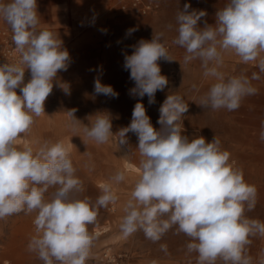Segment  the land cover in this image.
Wrapping results in <instances>:
<instances>
[{
	"label": "clouds",
	"instance_id": "1",
	"mask_svg": "<svg viewBox=\"0 0 264 264\" xmlns=\"http://www.w3.org/2000/svg\"><path fill=\"white\" fill-rule=\"evenodd\" d=\"M190 7L186 3L178 12V36L172 43L186 50L185 63L199 59L204 75L217 80L200 106L237 110L242 100L257 94L258 89L247 76L226 78L218 68L224 52H234L244 63L256 61L264 53V0H227L217 10L215 24L205 22L203 28L198 27V21L207 13L189 11ZM0 18L10 26L13 43L21 53L19 64L0 65V219L21 211L37 212V234L29 242V251L38 253L44 264H85L92 245L88 225L96 221L99 208L117 200L110 185H103L95 202L80 198L75 194L84 191L82 181L75 177L76 169L61 142L51 147L45 144L35 154L31 148L15 147L34 118L45 113L44 104L58 71L69 66V53L51 31L38 29L37 0H0ZM135 30L128 29L126 34ZM162 36L155 33L151 40L140 39L124 59V68L135 83L129 94L141 99L147 96L149 105L155 103L156 92L168 85L158 61H175L161 43ZM257 66L264 73V58ZM26 69L31 79L25 84ZM251 79L259 80L260 76L254 72ZM63 90L68 92V88ZM94 92L118 97L112 86L99 79L94 81ZM188 107L181 96L167 95L159 108L157 123L161 127L157 130L144 104L137 102L131 123L120 129L119 145H127V133H134L141 157V174L124 206L121 231L127 237L142 230L146 238L156 242L175 226L176 234L195 241L186 247L198 253L197 264H215L218 258L224 264H250L243 255L250 243L248 237L264 236V223L244 215L245 205L248 211L254 209L257 190L229 163L230 154L221 149L216 136L206 143L202 136L189 140L182 135L180 123ZM74 112L68 111L69 116L80 121ZM84 132L97 143H107L113 135L111 119L97 113L95 122L90 128L86 125ZM260 139L264 141V121ZM113 179L123 181L124 173L117 172ZM52 186L58 188L46 199L45 193ZM161 248L166 250V245Z\"/></svg>",
	"mask_w": 264,
	"mask_h": 264
},
{
	"label": "rangeland",
	"instance_id": "2",
	"mask_svg": "<svg viewBox=\"0 0 264 264\" xmlns=\"http://www.w3.org/2000/svg\"><path fill=\"white\" fill-rule=\"evenodd\" d=\"M132 1L37 0L38 29L49 30L62 41V47L69 53V66L66 71H58L53 90L44 104L45 113L34 118L31 128L17 138L15 147L18 150L31 148L35 154L45 144L51 147L61 142L76 169L75 177L82 181L84 191L75 194L80 198L88 197L95 202L102 194L103 186L100 184L110 185L117 200L99 208L96 221L88 225L92 245L85 264H97L100 254L107 248L128 252L137 259L141 256L154 259L158 254L155 249L177 235L174 226L159 241L153 242L146 238L142 230L125 237L120 228L126 214L124 206L131 199L140 175L127 174L121 171L119 165L130 158L140 166L141 157L136 148L137 136L127 133L128 144L120 146L119 131L131 123L137 102L144 104L153 127L159 130V108L167 95H179L188 103V112L183 114L180 127L182 135L189 140L202 136L207 143L216 136L221 149L226 150L228 141L237 137L242 145L257 146L253 153H231L229 163L241 170L245 182L254 185L257 190L255 207L248 211L245 205V217L264 223V141L260 139L261 123L264 121V73L259 71L258 63H251L238 65L226 76H247L252 86L258 89L257 94L242 100L239 109L228 111L225 108L212 109L210 105L200 106L202 98L217 80L204 75L205 69L199 59L185 63L186 50L172 43L178 36L177 14L186 3L171 1L164 11L161 0L158 9L144 15L131 9ZM143 1L147 3L149 0ZM193 9L200 10L189 8V11ZM214 21L202 17L198 27L203 28L205 22L213 25ZM8 28L10 26L0 18V53L8 49L6 44L3 46L2 39L3 31ZM132 28L136 30L127 35V30ZM155 33H163L161 43L175 61H158L168 85L163 91L156 92L155 103L149 105L147 96L141 99L129 94L135 83L130 79L129 70L124 68V59L125 55L132 54V45L140 39L151 40ZM224 68L226 66L222 64L218 71ZM254 72L260 76L259 80L251 79ZM27 74L25 84L31 79L29 69ZM95 79L112 86L118 97L96 95ZM58 85L68 88V92L65 93L63 87ZM16 92L17 95L21 94L19 89ZM73 109L75 118L80 121H74L69 116L68 111ZM97 113L111 119L113 135L107 143H97L84 132L86 125L90 128L95 122ZM117 172L124 173L123 181L113 179ZM57 188L49 187L45 198L50 199ZM112 204L115 209H111ZM37 214L21 211L0 219V264H44L38 253L28 249L31 238L37 234L34 224ZM103 225H107L109 231L95 237V228ZM139 244L151 246L152 249L137 253L134 248Z\"/></svg>",
	"mask_w": 264,
	"mask_h": 264
},
{
	"label": "crops",
	"instance_id": "3",
	"mask_svg": "<svg viewBox=\"0 0 264 264\" xmlns=\"http://www.w3.org/2000/svg\"><path fill=\"white\" fill-rule=\"evenodd\" d=\"M171 1L175 0H163V8L162 10H166L168 4ZM179 2H184L188 4H196L190 5V8H197L203 10L207 13L204 17L209 19H215V14L218 9H222L227 0H177ZM215 24V21L213 25ZM223 64L226 66L224 70H220L226 76L234 70L237 69V66L240 64H251V63H259L260 58H264V53H261L256 61H250L248 63L242 62L241 58L238 57L234 52H224L222 53ZM228 67V68H227ZM233 69V70H232ZM234 73V72H233ZM234 139L228 141V147L225 151L229 154L231 153H253L255 152L257 146L256 145H242L237 137H233ZM252 140V137H251ZM127 163V164H126ZM134 169H132V167ZM119 168L123 172H127V174H141V168L132 159L127 158L122 164L119 165ZM129 170V171H128ZM103 184H100L102 186ZM120 208L123 209L121 203L119 204ZM115 209V206L112 204V208ZM109 228L107 225H103L101 227L95 228V237L99 235H103L107 233ZM250 243L245 245L243 255L250 259V264H261V261L264 260V236L256 234L255 236H249ZM192 241L190 237L186 236L183 233H179L176 236L172 237L168 241H164L161 245H166V250L162 249L161 246L158 249H155L158 253L157 256L153 259L151 257H132L130 264H197L198 253L197 252H189L187 249V244ZM134 248V247H133ZM134 249H136L137 253H143L152 249L151 246H146L144 244H139ZM154 249V248H153ZM215 264H224L221 259H217Z\"/></svg>",
	"mask_w": 264,
	"mask_h": 264
},
{
	"label": "built area",
	"instance_id": "4",
	"mask_svg": "<svg viewBox=\"0 0 264 264\" xmlns=\"http://www.w3.org/2000/svg\"><path fill=\"white\" fill-rule=\"evenodd\" d=\"M161 0H149L145 3L143 0H133L131 2V9L139 14H148V12L154 11L159 8ZM6 31H3V46L6 44L8 49L6 52L0 53V65L8 63L12 65L19 64L21 60V53L16 49L12 36V31H8V37L5 35ZM12 34V36H10ZM7 37V38H6ZM6 39V40H5ZM8 41L11 43L8 44ZM14 55V57H13ZM27 70H25V77L27 78ZM132 256L122 250H114L113 248H107L100 254L97 264H130Z\"/></svg>",
	"mask_w": 264,
	"mask_h": 264
},
{
	"label": "bare ground",
	"instance_id": "5",
	"mask_svg": "<svg viewBox=\"0 0 264 264\" xmlns=\"http://www.w3.org/2000/svg\"><path fill=\"white\" fill-rule=\"evenodd\" d=\"M9 30L11 31L10 28H8V29L6 30L5 35L8 33ZM8 34H9V33H8ZM8 34H7V35H8ZM7 35H6V36H7ZM10 36H12V34H11ZM7 37H8V36H7ZM7 37H6V38H7ZM5 40H6V39H5ZM9 43H11V41H8V44H9ZM26 70H27V69H26ZM126 164H127V163H126ZM131 167H132V166H131ZM132 169H134V168L132 167ZM128 171H129V170H128ZM102 186H103V185H102ZM111 208H112V207H111Z\"/></svg>",
	"mask_w": 264,
	"mask_h": 264
}]
</instances>
